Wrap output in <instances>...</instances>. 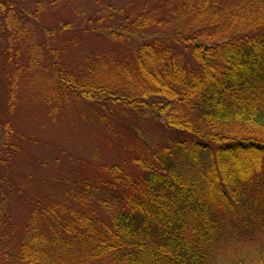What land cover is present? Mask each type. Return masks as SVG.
I'll return each mask as SVG.
<instances>
[{"label":"trees","instance_id":"1","mask_svg":"<svg viewBox=\"0 0 264 264\" xmlns=\"http://www.w3.org/2000/svg\"><path fill=\"white\" fill-rule=\"evenodd\" d=\"M254 4L264 0H174L167 16L157 7L104 10L107 18L88 21L101 28L86 31L141 43L126 55H100L82 71L52 55L54 31L37 41L36 19L2 28L8 99L0 190L19 197L29 215L20 224L0 204V264H217L230 218L264 235V21L254 12L222 18L232 7L246 16ZM169 17L178 24L164 33ZM39 99L51 110L72 100L98 107L115 137V108L140 123L163 120L177 136L153 150L123 146L120 163L65 182L63 200L30 195L9 178L23 153L13 139H25L11 118Z\"/></svg>","mask_w":264,"mask_h":264},{"label":"rangeland","instance_id":"2","mask_svg":"<svg viewBox=\"0 0 264 264\" xmlns=\"http://www.w3.org/2000/svg\"><path fill=\"white\" fill-rule=\"evenodd\" d=\"M7 2L8 6H0V31L6 25L10 29L12 27L16 29L19 23L31 27V20L36 19L35 23L43 28L37 41L43 42L46 35L54 31L55 36L49 38L52 55L59 57L60 63L82 71L88 62L97 60L100 55L132 53L142 40L137 37L113 40L108 33L86 31L91 27L101 28L98 23L89 26L88 21L91 18H107L104 10L108 9L131 8L139 13L150 7H157L160 15L167 16L170 3L174 0H7ZM37 3L40 5L37 6ZM11 5H14V11L7 9ZM38 10L41 13H38ZM223 12V19L231 13L248 18L254 12V17L264 21V4L259 6L254 4L252 11L246 16L234 7ZM168 20L172 23L171 17ZM177 24L167 25L164 33L169 31V27H175ZM246 24L244 22V25ZM66 25L68 30H64ZM12 32L8 31L5 38L10 39ZM7 42L2 46L3 49L6 48ZM7 68L4 55H0L1 117L6 116L7 110ZM23 86L27 88L30 85L25 83ZM50 106L45 105L40 99L30 100L16 108L11 118L15 131L25 139L19 141L13 139V142L22 148L23 153L15 157L9 178L14 186L20 187L30 195L40 194L63 200L66 183L69 184L77 178L76 176H90L89 173L101 172L100 167L103 165L120 163L124 156L123 146L140 142L143 147L153 150L155 146L166 144L168 139L174 140L177 136L175 132H166L163 120L156 121L150 118L140 123L133 114L125 115L121 108H115L110 119L121 130V137H115L108 123L100 119L98 107L74 100L64 108L58 105L57 109L51 110ZM190 171L194 174L192 169ZM19 202V197L9 194L6 190H0V204L13 221L22 224L26 222L29 211ZM222 241L217 247V264H264V235L246 228L238 220L232 218L228 220Z\"/></svg>","mask_w":264,"mask_h":264}]
</instances>
